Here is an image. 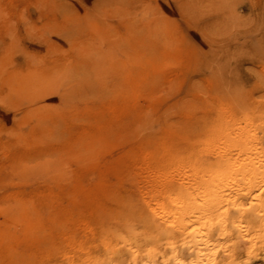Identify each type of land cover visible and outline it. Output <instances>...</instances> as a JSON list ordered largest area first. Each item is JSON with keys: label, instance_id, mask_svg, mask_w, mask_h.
Here are the masks:
<instances>
[{"label": "rangeland", "instance_id": "374dc122", "mask_svg": "<svg viewBox=\"0 0 264 264\" xmlns=\"http://www.w3.org/2000/svg\"><path fill=\"white\" fill-rule=\"evenodd\" d=\"M245 117L264 141V0H0V264H188L121 235ZM225 255L263 263L264 232Z\"/></svg>", "mask_w": 264, "mask_h": 264}, {"label": "bare ground", "instance_id": "6f19581e", "mask_svg": "<svg viewBox=\"0 0 264 264\" xmlns=\"http://www.w3.org/2000/svg\"><path fill=\"white\" fill-rule=\"evenodd\" d=\"M221 114L231 116L226 108ZM228 120L215 125L212 145L223 146L222 153L228 156L236 147L237 158L206 165L202 175L191 174L176 190L167 189L162 196L152 194L147 204L163 227L155 232L122 234L123 244H172L175 236L185 235L189 239L181 244H192L194 253L188 264H223L228 246L260 237L264 232V141L249 118L236 129L233 119ZM204 145L208 153L212 145L207 141ZM246 254L245 262L259 258L257 250ZM233 255L228 256L229 262L235 261ZM174 258L176 264H187L181 257Z\"/></svg>", "mask_w": 264, "mask_h": 264}]
</instances>
